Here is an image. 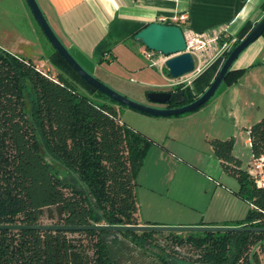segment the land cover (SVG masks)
Instances as JSON below:
<instances>
[{
    "label": "trees",
    "instance_id": "obj_1",
    "mask_svg": "<svg viewBox=\"0 0 264 264\" xmlns=\"http://www.w3.org/2000/svg\"><path fill=\"white\" fill-rule=\"evenodd\" d=\"M217 41L223 46L232 39L221 35ZM239 42L233 41L226 56ZM47 58L59 70L55 76L0 49V225H43L45 212L55 226L141 225L137 177L154 141L121 122L115 106H123L86 84L53 49ZM246 70L230 69L217 93ZM163 72L169 77L166 68ZM170 91L182 94V103L172 96L168 108L198 98L185 84ZM249 140L252 158L264 157V117L250 127ZM209 145L222 172L238 184L235 194L249 205L234 226L264 228V186L235 157L234 138L213 139ZM54 164L76 184L64 183ZM117 234L141 249L138 238L153 235L0 230V264H117L105 241L106 235ZM171 239L193 247L196 259L159 258L156 264H261L253 248L264 245V232L187 234L183 239L174 234Z\"/></svg>",
    "mask_w": 264,
    "mask_h": 264
},
{
    "label": "crops",
    "instance_id": "obj_2",
    "mask_svg": "<svg viewBox=\"0 0 264 264\" xmlns=\"http://www.w3.org/2000/svg\"><path fill=\"white\" fill-rule=\"evenodd\" d=\"M36 2L55 35L88 73L116 92L142 104L148 103L147 93L169 91L172 88L170 77L150 66V62L144 56L145 48L132 38V35L142 27L150 23L179 26L185 24L189 30L204 34L208 38H219L223 35V39H232L229 44L223 46L217 41L205 51V54H210L208 65L203 73L191 80L188 85L195 95L200 96L216 77L223 64L224 53L230 49L233 41L242 40L264 17V0H36ZM180 15L187 18L184 24L175 20ZM32 32L38 39L36 44L41 42L38 31L34 28ZM255 42H258V45L254 56L242 60L239 65L231 68L247 69L237 82L216 92V96L209 104L197 111L161 119L170 124V130L173 131H167L163 142L154 149L153 163L148 169V176L140 181V185H145L148 192L139 196L136 193L138 219L141 225H157L158 214L163 207L166 208V202L161 200L168 198V195L177 194L176 189L161 185L160 178L173 180L182 166H191L197 173L204 174L202 169L205 170V167L198 166L202 163L199 154L201 150H194L195 146L201 149H205L206 146L210 148V140L234 138V151L242 139L244 145L250 147L249 129L264 115V38L260 37ZM28 43L30 44V41ZM52 49L49 44L48 49L45 48L46 54ZM38 53L41 54L40 49ZM105 53L107 55L103 58ZM25 59L32 62L29 58ZM238 60L239 57L235 62ZM41 62L33 63L36 67L38 65L48 67V63L40 64ZM46 70L51 72V76L57 74L52 73L50 67ZM194 82L199 83V91L194 89ZM115 107L120 110L121 122L122 115L135 114ZM170 132L172 137L168 136ZM175 141H180L191 151H196L195 158L186 160L180 156L174 148ZM234 155L242 161L239 155L236 153ZM253 160L251 154L248 164L251 165ZM216 193L217 195L221 193L218 184L213 191V194ZM177 196L189 197L184 193ZM224 211L218 206L211 214L208 224L228 219L231 222L241 220L228 218V213ZM199 225L207 223L201 222Z\"/></svg>",
    "mask_w": 264,
    "mask_h": 264
},
{
    "label": "rangeland",
    "instance_id": "obj_3",
    "mask_svg": "<svg viewBox=\"0 0 264 264\" xmlns=\"http://www.w3.org/2000/svg\"><path fill=\"white\" fill-rule=\"evenodd\" d=\"M37 30L41 42L36 44L35 35L33 34V29ZM39 29V30H38ZM30 41V44L28 43ZM258 42H253L240 56L238 62H234L232 67L239 65L242 60L246 58H251L254 56ZM45 46V47H44ZM49 47L48 41L43 36L42 31L35 22L30 10L28 9L24 0H0V49L16 54L21 57L29 58L32 62L42 61L40 64L48 63L53 72L58 73L59 70L53 66L47 59V54L45 48ZM38 49L41 50V54L38 53ZM210 54H205L203 57L202 66H205L204 70L208 65V57ZM237 61V60H236ZM44 66L38 65L37 69L44 73L50 75ZM203 70V71H204ZM203 73V72H202ZM185 79L179 80L183 81ZM199 83L194 82V89L199 91ZM122 111H132L133 116L128 114L122 115V121L133 127L134 129L140 131L141 133L148 136L154 141L148 151L146 158L144 159V164L140 170L137 177V188L136 193L139 196L141 193H148L145 185H140L143 177H147L148 169L153 163V153L154 149L163 142L164 136H167V131L169 132L171 125L163 122L164 118H155L140 112L130 110L129 108L123 106ZM135 115V116H134ZM176 117V116H172ZM264 117V115H262ZM261 117V118H262ZM260 118V119H261ZM259 119V120H260ZM257 122V121H256ZM255 122V123H256ZM254 123V124H255ZM170 131H173L171 129ZM169 137H172V132L169 133ZM168 142V141H166ZM244 140L238 142L234 154L240 156L243 161V169L250 171V165L248 164L250 160V147L244 145ZM172 144V142H170ZM176 145L174 148L177 150L180 156L186 158V160H193L197 155L196 151H191V149L185 146L180 141H175ZM201 150L199 153L201 155L202 163H200L199 168L202 169L204 174H199L191 166H182L175 175L173 180L168 178H160V182L164 187H169L171 189H176L177 194L168 195V198H163L162 202H166V208L163 207L160 214H158L157 225L154 226H165V227H213V224H224L218 227H229V228H239L235 225V222H231L229 219L218 223H211V214L214 213L215 209L219 206L225 213H228V218H240L244 219L248 213L249 205L242 201L235 193L238 191V184L236 181L230 177L223 174L219 168V164L211 152L209 146L205 149L201 147H194V150ZM186 165V164H184ZM202 166V167H201ZM53 171L56 172L58 177L66 184L73 185L76 181L67 173L66 170L58 165H53ZM221 177V178H220ZM149 179V178H148ZM147 182V181H146ZM218 184L219 189H221L220 195L213 194V191ZM180 193L187 194L188 198H180L177 196ZM172 208V209H171ZM228 221V223H225ZM52 220L48 217L45 212L43 218L41 219V224L51 225ZM201 222L207 223V225H199ZM230 224V225H227ZM101 225V224H99ZM154 240L161 245L166 247L170 252L171 256L177 260H194L197 256V251L190 247L189 245H175L171 243V235H181L184 236L187 233H153ZM197 235L196 233H188ZM105 241L110 246V253L112 258L116 259L117 264H156L158 259L154 257L150 252L145 251L125 243V239L120 235H116L114 239L105 238ZM254 252L259 254L261 264H264V245L256 246L253 248Z\"/></svg>",
    "mask_w": 264,
    "mask_h": 264
},
{
    "label": "water",
    "instance_id": "obj_4",
    "mask_svg": "<svg viewBox=\"0 0 264 264\" xmlns=\"http://www.w3.org/2000/svg\"><path fill=\"white\" fill-rule=\"evenodd\" d=\"M30 10L35 22L42 31L44 37L59 54L64 61L76 72V74L89 86L93 87L112 101L121 106H125L134 111L146 114L155 118H165L172 116H181L191 113L196 109L209 102L218 91L227 72L232 68L233 63L238 57L258 38L264 34V17H262L250 30V32L230 51L228 56L224 53V63L218 71L216 77L209 87L193 102L175 108H168L172 96L177 103H182V94L169 91H151L147 93V104L138 103L128 97L116 92L104 83L97 80L88 73L68 52L66 47L55 35L48 24L44 14L40 10L36 0H24ZM133 40L142 45L146 50L161 54L168 58L165 68L172 79H178L194 69V60L192 56L185 52L186 43L184 33L181 27L171 24L150 23L142 27L133 37ZM0 230L21 231V230H38V231H96L107 233L132 232L142 233H231V232H264V228H229V227H165L154 225L138 226H108L89 225V226H55V225H0Z\"/></svg>",
    "mask_w": 264,
    "mask_h": 264
},
{
    "label": "built area",
    "instance_id": "obj_5",
    "mask_svg": "<svg viewBox=\"0 0 264 264\" xmlns=\"http://www.w3.org/2000/svg\"><path fill=\"white\" fill-rule=\"evenodd\" d=\"M163 21V19H160ZM178 22H184L187 20L185 15H180L177 19ZM179 26V25H177ZM182 28L186 43L185 52L189 53L194 60V69L191 73L180 77L178 79L170 78L171 86L178 84L189 85L190 81L198 77L204 70L205 66H202V61L205 51L210 47V45L215 44L218 37H206L204 34L195 33L185 27V24L179 26ZM144 56L150 62L151 67L157 68L161 73H164L165 63L168 60L167 57L156 54L154 52L145 49ZM185 79L183 81H179ZM249 173L253 176L258 186H264V157L259 159H254L250 165Z\"/></svg>",
    "mask_w": 264,
    "mask_h": 264
},
{
    "label": "flooded vegetation",
    "instance_id": "obj_6",
    "mask_svg": "<svg viewBox=\"0 0 264 264\" xmlns=\"http://www.w3.org/2000/svg\"><path fill=\"white\" fill-rule=\"evenodd\" d=\"M188 234V233H187ZM187 234L184 236L178 235V237L180 238H185L187 237ZM116 235H106L105 238H110V239H114ZM154 234L150 237H144V238H138L140 240L143 241V249H145V251L150 252L154 257H156L157 259L159 258H166L167 260H177L176 258H174L173 256H171L170 252L166 249V247H162L161 245H159L153 238ZM171 239V237H170ZM131 239H125V243H129L130 245H133V243L130 241ZM171 243L177 245L173 239H171Z\"/></svg>",
    "mask_w": 264,
    "mask_h": 264
}]
</instances>
